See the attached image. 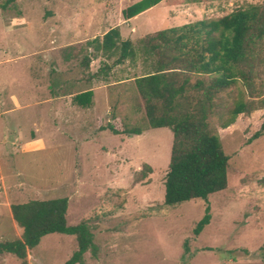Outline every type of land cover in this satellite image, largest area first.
Here are the masks:
<instances>
[{"label":"rangeland","instance_id":"rangeland-1","mask_svg":"<svg viewBox=\"0 0 264 264\" xmlns=\"http://www.w3.org/2000/svg\"><path fill=\"white\" fill-rule=\"evenodd\" d=\"M137 2L0 0V55L17 49L21 41L17 35L7 38L6 32L32 24L43 27L41 47L58 50L56 65L61 68L63 57L68 55L70 63L65 68L71 72V90H77L102 60L93 59L87 68L80 65L93 53L86 41L122 24L126 9ZM255 4L264 6V0H162L158 8L131 23L133 33L132 26L123 28L130 32H123L122 38L131 40L136 48L137 39L144 35L218 19ZM56 12H65L66 17L52 19ZM21 16L28 22H20ZM260 45L257 56L262 61L255 63L248 84L236 81L229 89L210 96V101L206 88L188 89L194 108L203 103L210 109L209 129L218 136L228 157V184L207 201L195 199L172 206L163 205L172 133L167 128L148 127L143 100L134 82H129L145 68L140 52L135 62L125 61L106 78L97 77L104 84L128 80L108 88L109 112L105 107L101 126L91 121L89 127L82 128L84 132L73 128L54 139L44 131V150L28 153L17 149L20 143L12 141L17 138L13 128L26 138L33 123L41 129L44 121L33 101L39 95L33 93L32 82L24 78L27 62L0 67V104L15 89L21 105H26L6 116L8 131L3 132L0 119V243L21 238L22 231L12 219V204L65 197L67 224L84 223L92 235V246L83 255L82 264H264V128L260 131L264 122V38ZM185 75L187 72L182 78ZM189 75L192 84L196 76ZM204 81L208 83V78ZM239 102L250 112L233 118ZM3 106L2 110L7 104ZM108 125L119 133L133 127L144 131L129 137L107 130L84 143ZM257 131L260 136L252 139ZM207 207L210 221L195 235L193 231ZM76 249L75 236L49 234L27 250L25 262L11 254H0V264H64Z\"/></svg>","mask_w":264,"mask_h":264},{"label":"trees","instance_id":"trees-1","mask_svg":"<svg viewBox=\"0 0 264 264\" xmlns=\"http://www.w3.org/2000/svg\"><path fill=\"white\" fill-rule=\"evenodd\" d=\"M161 1L141 0L129 6L124 16L131 18ZM263 38L264 6L255 4L218 19L200 20L145 35L137 39L136 48L132 41L122 38L117 26L101 38L86 41L93 53L84 57L80 65L87 68L92 59L102 58L93 77L106 78L112 68L125 61L135 62L139 52L142 55L145 68L133 82L143 100L148 127L167 128L172 133L163 205L195 199L207 201L209 196L227 188L228 157L218 136L209 129L210 109L203 103L194 108L187 91L189 88L193 91L206 88L210 101V96L229 89L236 81L248 84L255 63L262 61L257 51ZM189 74L196 76L192 84ZM204 77L208 78V83ZM90 94H78L76 98ZM249 112L246 104L239 102L232 115L235 118ZM263 128L264 122L260 131ZM105 129L126 136H139L144 131L133 127L119 133L111 125ZM260 131L251 138L260 136ZM67 209L65 197L12 204V219L22 231L21 238L0 243V254H11L25 262L27 250L35 248L44 236L65 234L76 237L77 249L64 264H82L83 255L92 246V235L84 223L67 224ZM209 221L207 207L194 234H199Z\"/></svg>","mask_w":264,"mask_h":264},{"label":"crops","instance_id":"crops-1","mask_svg":"<svg viewBox=\"0 0 264 264\" xmlns=\"http://www.w3.org/2000/svg\"><path fill=\"white\" fill-rule=\"evenodd\" d=\"M137 1L139 2L140 0H135V2ZM158 6L159 5L156 4L155 6H152L131 18H127L121 13V16H123V26L121 27V23L117 24V27H119L120 29L121 36L123 32H130L128 28L127 30L123 28H126V26H132L131 23L134 20L149 14L150 12L158 8ZM65 14V12L63 14L61 12H56V14L54 16H51V18H63L66 17ZM18 20L20 22H28V19L25 16L18 17ZM42 28L43 27L39 26L35 27L34 24H32L31 26L18 29L17 31L6 32L7 38L10 37V34L17 35L21 39V41L18 43L17 49H14L6 54L10 56L9 59L7 57L4 58L6 55H0V60H3V62H0V67H3L6 64L16 63L20 61L27 62V65L25 67L26 69L24 71V78L32 82V85L30 83L29 86L31 85V89L33 90L34 94L37 93V95H39V98H37V96L33 101L34 104H36L35 106L39 108L38 110H40V117H42V119L40 118V120L44 121L40 124L41 129L36 124V122L33 123L31 128L29 129V138H26L18 131V129L13 128L14 134L17 136V138L12 141L20 143L21 147L19 146L17 149H20V151L26 153L44 150L45 141L42 136V133L44 131L46 133L45 135L54 139V137L65 135L66 131H71V129L73 128L78 129L79 132H84L82 128L89 127V123L91 121H94L95 123L100 122L98 126H101L103 114L105 113V107L106 113L109 112L107 111L109 101L107 91L108 88L124 84L128 81L125 80L112 84H104L99 82L97 77H93L92 75L94 73H92L83 80L82 84H80L79 86V89L72 91L71 72L69 69L65 68V65H68L70 63L69 58L66 57L68 55L65 54L62 59V68L56 65L57 60L55 58V53L58 50L55 47H41V42L43 41ZM131 31L133 33V26ZM103 34L100 36V38L103 36ZM29 46L30 48H28ZM68 47L69 46L65 48ZM92 62H94L93 59L89 63L88 67L92 66ZM0 69L2 70V68ZM15 79H17V77ZM133 80L129 82H133ZM19 86H22V84L17 85V87ZM16 93L17 92L15 91V89H12V92H9V96H6L7 100H4L5 98L1 99V110L2 107H4L3 103L7 104V106L0 112V119L2 120L4 126L3 132L8 131V125H10L8 123V118L6 119V116L12 114V110H21L23 106H26L21 105L20 99ZM84 93L91 94L89 97H85L82 99L76 98L78 94ZM104 133H107V129H101L100 131H97L95 134L90 136V140L84 141V143L88 144L92 142L96 136H100ZM5 134L7 135V132H5ZM111 134L113 133L111 132ZM8 140L9 139L7 135V138L4 141L7 142ZM127 141L128 139L125 142ZM88 147L90 146H87L86 148Z\"/></svg>","mask_w":264,"mask_h":264}]
</instances>
